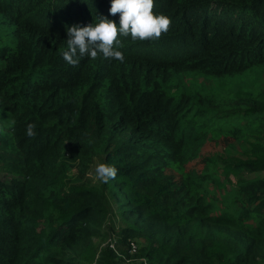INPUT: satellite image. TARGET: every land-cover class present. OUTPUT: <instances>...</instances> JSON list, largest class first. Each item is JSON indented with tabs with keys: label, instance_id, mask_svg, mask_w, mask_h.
<instances>
[{
	"label": "trees",
	"instance_id": "16d2710c",
	"mask_svg": "<svg viewBox=\"0 0 264 264\" xmlns=\"http://www.w3.org/2000/svg\"><path fill=\"white\" fill-rule=\"evenodd\" d=\"M111 3L0 0V264H264V0H155L159 40L69 65Z\"/></svg>",
	"mask_w": 264,
	"mask_h": 264
},
{
	"label": "clouds",
	"instance_id": "9594fccd",
	"mask_svg": "<svg viewBox=\"0 0 264 264\" xmlns=\"http://www.w3.org/2000/svg\"><path fill=\"white\" fill-rule=\"evenodd\" d=\"M155 0H112L110 13L120 15L119 24L107 17L88 26L74 25L67 29V50L62 53L63 59L71 66L79 63V57L90 56L96 59L102 54L105 59L124 62V54L118 50L120 36L133 40H159L171 26V18L154 11ZM14 123V122H13ZM36 125L29 123L26 128L28 137L36 136ZM118 170L108 164L99 163L95 168V179L107 183L114 179Z\"/></svg>",
	"mask_w": 264,
	"mask_h": 264
},
{
	"label": "rangeland",
	"instance_id": "374dc122",
	"mask_svg": "<svg viewBox=\"0 0 264 264\" xmlns=\"http://www.w3.org/2000/svg\"><path fill=\"white\" fill-rule=\"evenodd\" d=\"M217 149H219V148L216 147L213 143H209V144H207L206 146H204V154L209 153V152L216 151ZM96 166H97V164L93 165L92 168H90V169L86 172V175H85V177H84L83 179H85V178H89V179H92L93 182H94V180H96V179H95V168H96ZM191 166H196V167H198V169H200V168L203 166V163L200 161V159H199V160H194V161H192V162H190V163L188 164V167H191ZM73 172H76V177L78 178L77 171H76L75 168L73 169ZM70 173H71V172H70ZM0 175L3 177V176H6V173L3 172V171H0ZM95 183H97V182H95ZM116 239H117V236H116V235H111V236H108V237L106 238V240L103 241V242L101 243V245H100V247H99L98 254H97V256H96V260H97V258H98V256H99V253L101 252V248H102V247H105V246H108L109 243H111L112 241H113V242H116V248H117V241H116ZM94 240H95V242L98 243V244H99V242L101 241L100 238H97V237L94 238ZM93 264H96V262H94ZM134 264H139V263H138V262H135Z\"/></svg>",
	"mask_w": 264,
	"mask_h": 264
},
{
	"label": "built area",
	"instance_id": "2783aa9c",
	"mask_svg": "<svg viewBox=\"0 0 264 264\" xmlns=\"http://www.w3.org/2000/svg\"><path fill=\"white\" fill-rule=\"evenodd\" d=\"M131 245H132V249L130 252L131 257L124 256L121 264H134L135 262H138L139 264H148L147 259H145V258L142 259L141 257H135V254H137V252H138L137 251V245L134 242H132ZM109 246H111L114 249H117L116 248V242L112 241L111 243H109Z\"/></svg>",
	"mask_w": 264,
	"mask_h": 264
}]
</instances>
